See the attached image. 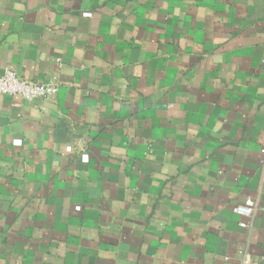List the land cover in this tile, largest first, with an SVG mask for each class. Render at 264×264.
Returning <instances> with one entry per match:
<instances>
[{
	"label": "crops",
	"instance_id": "crops-1",
	"mask_svg": "<svg viewBox=\"0 0 264 264\" xmlns=\"http://www.w3.org/2000/svg\"><path fill=\"white\" fill-rule=\"evenodd\" d=\"M7 67L0 264H264V0H0Z\"/></svg>",
	"mask_w": 264,
	"mask_h": 264
},
{
	"label": "built area",
	"instance_id": "built-area-1",
	"mask_svg": "<svg viewBox=\"0 0 264 264\" xmlns=\"http://www.w3.org/2000/svg\"><path fill=\"white\" fill-rule=\"evenodd\" d=\"M58 86L52 82L39 84L21 79L12 67H7L0 74V96L18 97L23 101L53 99L58 91ZM236 212L245 216L254 214V204L246 202L244 206L236 208ZM243 264H257L245 258Z\"/></svg>",
	"mask_w": 264,
	"mask_h": 264
}]
</instances>
